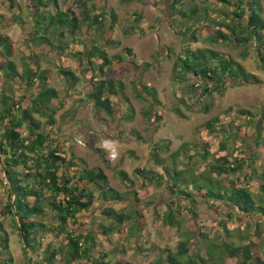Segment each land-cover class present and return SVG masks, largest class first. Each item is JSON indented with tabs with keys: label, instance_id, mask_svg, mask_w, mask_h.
I'll list each match as a JSON object with an SVG mask.
<instances>
[{
	"label": "trees",
	"instance_id": "1",
	"mask_svg": "<svg viewBox=\"0 0 264 264\" xmlns=\"http://www.w3.org/2000/svg\"><path fill=\"white\" fill-rule=\"evenodd\" d=\"M1 1L9 6L10 15L7 18L0 14V26L8 19L19 26L28 25L32 48L29 49L30 55L24 57V70L20 72L12 59V39L0 34V77L10 88L18 85L22 92L21 99L16 100L6 88L0 90V183L5 180L9 182V202L4 211H0V217L10 215L18 222L20 235L21 232L24 233L26 248L35 255L36 262L33 263L31 258L30 264H131L105 262L107 252H103L100 259L93 255L101 244L100 237L109 240L113 235H120L123 233L122 226L134 218L114 207L128 201L126 195L109 186V178L103 168H91L84 158L75 155L73 151L63 153L58 137L45 128V125L50 129L57 125L55 116L58 109L55 102L61 100L59 91L51 82L53 71L46 66L51 60L56 61L59 77L69 89H76L81 82L90 84V91L81 101L93 106L98 116L104 111L112 119H134L135 109L126 86L115 75L119 64L127 63L122 55L111 56L108 53V48L119 44L108 36L115 28L117 16L112 9L100 4L102 0H74L73 6L65 10L60 8L59 0H25L24 5L19 0ZM219 1L225 5L232 2L233 11L225 13L231 22L220 25L226 27L231 34L215 31V34L209 36L210 42L223 41L231 45L253 46L250 43L253 41V47L264 69L262 0ZM170 6L169 12L175 15V19H180V26L188 27L184 35L177 33L178 36L183 41L190 38L196 41V24L207 20L210 7L198 4L197 0H170ZM135 21L132 32L125 30L126 35L142 31L137 29L140 17ZM126 51L134 56L132 49ZM132 65L139 71L138 82L142 85L140 90H136L137 97L150 101L151 108L155 104L160 105L157 91L153 92L152 97H145L144 93L151 92L152 88L141 82V77L152 65H142L136 60ZM78 68L81 69L82 78L77 75ZM179 68L182 72L179 81L186 83L185 91L197 105H201L206 96L218 94L223 97L229 84L237 86L262 83L258 76L248 72L239 61L212 50H187L185 57H177L174 69ZM194 97L197 100H193ZM205 109L208 110V106ZM227 114L223 113L221 119L216 117L209 121L206 124L207 130L221 138L223 133L234 136L246 150L247 147L253 150L252 144L245 145V125H232L228 132L224 129L221 132L217 130L216 125L222 126L221 121ZM238 114L247 116L250 113L239 110ZM146 115L161 120V116L157 112L152 113V110L146 112ZM106 120L101 119L107 124ZM253 122L256 137L252 142L256 150L251 158H248L245 151H241L242 154L239 155L240 145L230 152L227 140L220 147L222 152L214 156L208 145L202 151L196 150L193 144L183 145L174 152L171 151V141L151 145L150 158L158 169L135 170L144 184L157 187L167 184L173 196L178 195L193 204L197 200H203L210 204L209 207L215 202H227L233 207L232 212L227 214L228 219L220 221L226 240L208 241L209 238L204 235L205 242L198 241L206 247L204 255L201 248H196L197 237H186L179 244L177 253L167 249L166 257L156 264H264L257 242L251 240L250 236L237 238L241 227H231L234 226L231 225L234 219L242 224L253 220L256 215L264 218V204L257 202L250 188L258 181L264 202V172L259 171L257 163V154L260 149H264V116ZM131 135L139 136L136 131H131ZM96 152L101 157L105 153L101 149H96ZM162 153L168 156L165 157ZM179 164H183L184 168L179 169ZM19 168H23L24 172L20 173ZM118 174L123 181L129 180L125 171L121 170ZM98 201L111 206L104 207L101 221L97 222L96 217L86 221L85 214L91 213ZM48 210L55 214L58 221L56 234L63 235L66 241L59 245H47L41 251L42 240L50 231L42 219ZM181 213L179 209L169 207L161 219L168 227L178 229L182 224L179 219ZM256 227L258 230V226ZM133 230H139V222L135 218ZM256 236L261 237V232L257 231ZM191 246L196 248L193 253L190 252ZM0 248V264H14L9 252V235L1 221Z\"/></svg>",
	"mask_w": 264,
	"mask_h": 264
},
{
	"label": "rangeland",
	"instance_id": "2",
	"mask_svg": "<svg viewBox=\"0 0 264 264\" xmlns=\"http://www.w3.org/2000/svg\"><path fill=\"white\" fill-rule=\"evenodd\" d=\"M19 1L23 5L25 4V0ZM197 3L210 7L207 11L208 21L196 24V41L191 38L183 41L178 34L184 35L188 27H181L180 19H175V15L169 12L171 9L170 0H102L100 2L103 7L112 9L117 16L115 28L109 32L108 36H111V39L119 44L108 48V53L111 56L122 55L127 63L119 64L115 75L126 86L129 98L133 103L135 116L132 121L112 119L105 115L104 111L101 112L102 116H98L93 106L81 101L84 95L90 91V84L81 82L76 89H69L64 80L59 77L55 67L56 61L51 60L50 64L46 65L53 71L51 82L59 91L61 98L59 102H55V107L58 109L55 116L57 125L51 129L45 125L46 130L48 129L50 134L58 137L57 140L63 153L73 151L75 155L84 158L91 168H103L108 175L109 186L125 194L128 199L114 207L139 222L137 231L133 230V218L122 226L123 233L120 235H113L109 240L100 237L101 244L93 252V255L100 259L101 254L107 252L108 256L105 258V262L156 264L157 261L166 257L167 249H170L172 253H177L179 244L186 237H197L196 244L199 240L205 242L204 235H207L208 241L213 242H217L225 236L224 230L220 228V221L228 219L227 214L233 210L231 204L215 202L209 207L210 204L203 200H197L193 204L192 201H186L178 195L173 196L168 190L167 184L161 187L146 185L141 177L135 174V170L138 168L158 169L150 158L152 144L171 141L172 152L178 151L183 145L193 144L195 149L200 151L208 145L212 151L210 154L214 156L222 152L220 147L227 140L226 145L229 151L236 150L240 145L237 138L224 133L222 134L223 138L217 137L206 128V124L212 119L216 117L221 119L223 113H229L225 119H222V126L216 125L217 130L221 132L224 129L228 132L232 125L234 127L245 125L247 127L245 145L252 144L253 150L248 147L246 150L240 145L239 153L245 151L248 158H251L256 150V146L252 142L256 137L253 121H258L264 116V69L253 47L255 43L251 41L253 46H237L223 41L210 42L209 36L215 34V31L231 34L226 27L220 25L231 22L225 13H230L234 8L232 2L225 5L219 0H197ZM59 4L60 8L65 10L73 6L74 0H59ZM262 4L264 8V0H262ZM9 9V6L0 0V14L8 18ZM24 16L27 20L26 15ZM138 16L141 21L137 29L140 28L142 31L126 35L125 30L132 32V27L136 24L135 19ZM0 34L8 35L12 39L14 49L12 59L22 72L24 57L30 55L29 49L32 48L28 37V25L19 26L8 19L1 24ZM126 49H132L134 56L128 54ZM197 49L217 51L231 56L239 61L248 72L258 76L262 83L237 86L229 84L223 97L218 94L213 97L206 96L201 105L194 104L185 91L186 83L183 84L179 81L182 75L180 68L175 70L174 67L177 57L183 58L187 55V50L195 51ZM135 60L142 65L144 63L152 65L141 77V82L144 86L152 88L151 92L144 93V96L152 97L153 92L157 91L160 105L155 104L151 108L150 101L137 97L136 90H140L142 85L138 82L140 80L139 71L135 70L132 65ZM75 67L77 68V65ZM80 70L78 68L77 75L82 78ZM3 88H6L7 92L16 100L21 99L22 92L19 86L10 88L8 83L0 77V90ZM114 99L119 101L117 98ZM193 100H197V98L194 97ZM114 102L116 103L115 100ZM206 106H208V110L205 109ZM124 108L127 107L124 106ZM149 110H152V113L157 112L161 116V120L156 119L155 116L146 115ZM239 110L249 111L250 114L247 116L238 114ZM38 118L40 119V117ZM104 118L107 119V124L101 121ZM43 121L45 122V120ZM131 131H136L139 136H132ZM96 149L105 151L103 157L96 152ZM113 152L116 154L115 158L112 156ZM162 155L168 156L166 153H162ZM257 155L259 171L264 172V149H260ZM183 168L184 165L179 164V169ZM121 170L127 173L129 180L123 181L120 178L118 172ZM18 171L24 172L23 168H19ZM237 183L244 184V182ZM258 185L257 181L250 188L257 202L264 204ZM8 202L9 182L5 180L0 183V211H4ZM107 206H111V204H102L98 201L91 213L85 214L86 221L93 217L98 219L97 222L101 221L103 218L101 212ZM169 207L182 212L179 216L182 224L178 229L168 227L161 219ZM42 219L49 226L50 231L42 240L41 251H44L47 245L65 243L64 236L56 234L58 221L55 214L48 210ZM0 221L9 235V252L14 259V264H30L31 258L35 263V255L26 248L22 234L20 235L18 222L10 215L0 217ZM250 221H252L251 225L247 226ZM231 225H234L231 227L237 225L241 227L240 236L236 235L237 238L250 236L251 240H255L261 248L259 253L264 257V218L256 215L253 216V220H247L242 224L237 223L234 219ZM256 226H258V230ZM257 231L261 232L259 238L256 236ZM192 246L190 247L191 253L196 248H201L202 254H206V247L203 243H198L196 248ZM86 264H92V262Z\"/></svg>",
	"mask_w": 264,
	"mask_h": 264
},
{
	"label": "water",
	"instance_id": "3",
	"mask_svg": "<svg viewBox=\"0 0 264 264\" xmlns=\"http://www.w3.org/2000/svg\"><path fill=\"white\" fill-rule=\"evenodd\" d=\"M11 187H12V189H13V192L15 193V192H16L15 187H14L13 185H12ZM21 234H22V237H23V241L25 242L24 233L21 232ZM26 247H27V246H26Z\"/></svg>",
	"mask_w": 264,
	"mask_h": 264
},
{
	"label": "clouds",
	"instance_id": "4",
	"mask_svg": "<svg viewBox=\"0 0 264 264\" xmlns=\"http://www.w3.org/2000/svg\"><path fill=\"white\" fill-rule=\"evenodd\" d=\"M115 155H116L115 152H113V153H112L113 158H115Z\"/></svg>",
	"mask_w": 264,
	"mask_h": 264
}]
</instances>
